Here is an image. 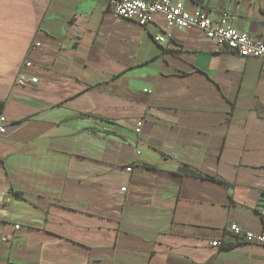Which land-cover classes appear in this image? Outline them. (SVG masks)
Here are the masks:
<instances>
[{"label": "crops", "instance_id": "crops-1", "mask_svg": "<svg viewBox=\"0 0 264 264\" xmlns=\"http://www.w3.org/2000/svg\"><path fill=\"white\" fill-rule=\"evenodd\" d=\"M183 1L264 41V0ZM0 104L17 125L0 136V264H264L225 235L264 231L260 60L108 0H0Z\"/></svg>", "mask_w": 264, "mask_h": 264}, {"label": "built area", "instance_id": "built-area-1", "mask_svg": "<svg viewBox=\"0 0 264 264\" xmlns=\"http://www.w3.org/2000/svg\"><path fill=\"white\" fill-rule=\"evenodd\" d=\"M110 12L119 19L136 22L145 28L150 25L156 15H162L165 19L168 30L199 29L203 35L215 42L217 49L233 53L243 59L255 58L264 63V41H255L248 33L236 29L232 23L233 17L223 15L216 24L210 12L198 10L191 14L187 12L183 0H108ZM171 34L165 36L158 35L155 42L166 44L171 38ZM24 67L31 68V63L26 61ZM24 76L17 79L19 83H24ZM39 79L32 78L30 82L37 84ZM6 119L0 112V136L9 135V129L14 126H6ZM143 122H139L136 127V134L141 133ZM131 171V169H129ZM259 214L264 219V197L261 201ZM20 229L19 226L15 227ZM226 238L234 240L236 243H246L250 245L264 246V231L260 233L247 231L237 224H229L225 229ZM225 240L212 241L210 245L214 248H222Z\"/></svg>", "mask_w": 264, "mask_h": 264}, {"label": "trees", "instance_id": "trees-1", "mask_svg": "<svg viewBox=\"0 0 264 264\" xmlns=\"http://www.w3.org/2000/svg\"><path fill=\"white\" fill-rule=\"evenodd\" d=\"M2 107H3V105L0 104V110H1ZM182 173L184 175H192V176H195V177H201V178L206 177V178H208L207 176H204L203 174H201V173H199V172H197L195 170L187 169V168H183L182 169Z\"/></svg>", "mask_w": 264, "mask_h": 264}]
</instances>
